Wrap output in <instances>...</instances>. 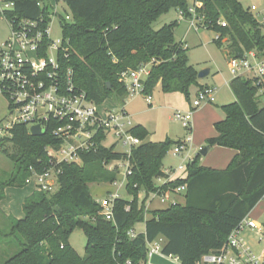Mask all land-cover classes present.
<instances>
[{"label":"trees","instance_id":"trees-1","mask_svg":"<svg viewBox=\"0 0 264 264\" xmlns=\"http://www.w3.org/2000/svg\"><path fill=\"white\" fill-rule=\"evenodd\" d=\"M3 1L13 3L3 11L6 19H42L41 27L49 21L45 0ZM63 1L71 19L61 20L63 44L58 59L62 69H72L76 88L97 105L110 98L124 103L127 92L121 74L141 64H149L144 82L147 93L159 84L162 91L180 92L188 99L191 87L203 88L198 70L188 62L187 47L174 39L178 19L157 30L152 27L172 8L188 17V0ZM196 1L201 3L196 8L203 16L200 27L213 31L219 46L226 38V55L238 58L254 51L264 57L262 24L249 9L238 0ZM256 81L239 75L231 78L235 100L222 106L224 117L214 123L216 135L206 141L209 147L235 150L226 168L201 166L199 152L187 162L184 176L158 183V178L165 177L163 158L180 140L145 141L149 133L134 125L130 132L142 143L126 154L115 151L114 145H103L100 132L96 146L78 153V162L54 163L59 170L54 191L35 189L23 200L22 218L8 215L9 231L0 230V238L11 236L9 242L18 250L0 264H125L127 260L147 264L148 243L158 237L164 238L162 252L177 256L182 264H194L202 254L220 248L264 197V102L257 94L261 85ZM60 143L49 128L34 136L25 124L13 125L0 138V151L14 164L12 172L0 180V200L5 188L23 187L33 172L51 167L46 147ZM119 160L128 161L125 183L132 198L116 197L112 218L106 219L89 185L114 182L117 170L107 169L105 163ZM179 185L185 186L183 203L146 211L144 199L139 200L141 192L174 191ZM141 222L144 231L131 236L129 231ZM76 228L86 238L82 255L69 242Z\"/></svg>","mask_w":264,"mask_h":264},{"label":"built area","instance_id":"built-area-1","mask_svg":"<svg viewBox=\"0 0 264 264\" xmlns=\"http://www.w3.org/2000/svg\"><path fill=\"white\" fill-rule=\"evenodd\" d=\"M3 2L5 7L0 8V16L8 23L10 35L5 41L0 42V94L8 100L9 117L0 125V138L7 135L13 125L23 123L28 131L32 125H40L44 132L49 128L50 133L61 140L57 147H46V152L51 158V167L42 173L33 172L26 178L25 183L33 184L37 190L54 191L59 172L55 169L54 163L78 162V153L96 146V136L100 132L104 134V138L109 132H113L116 140L112 145L120 142L126 148V154L130 153L132 147L142 143L140 138L130 132L134 125L123 107L99 110V106L74 85L72 69H62L58 54L63 39L53 41L49 37V22L55 13L50 0H45L48 4L49 21L44 27L40 25L42 19H6L3 11L12 8L13 3ZM200 6V2L193 0L188 7L190 14L188 18L196 28L200 27L203 21V16L196 11ZM250 9L253 10L255 7L251 6ZM178 13L179 18L185 17L181 10H178ZM65 18L71 19L68 15ZM220 24L225 26L224 21H220ZM45 38L48 39L46 43ZM228 65L233 76H246L250 73V78L255 77L257 84L261 85L259 91H264V60H260L254 51H249L238 58L229 57ZM148 74L149 64H141L135 69L122 72L121 80L126 88V98L141 94L147 101H152L151 95L145 91L144 82ZM212 92V87L209 86L199 90L191 102L192 108L196 109L203 103H212L214 101ZM192 116V111L174 113V117L187 129L191 128ZM189 142L188 139L175 144L173 153L179 154ZM124 167L126 176L130 173L126 160ZM182 169V164L176 168H164L165 177L158 178V182L164 183L173 179L175 172ZM184 191L185 186L179 185L174 191L153 192V195H159L164 200L168 199L171 193L183 194ZM116 197L118 194L112 193L97 200L101 214L106 219L112 218L113 200ZM259 227L260 224L255 219L245 216L230 231L220 248L202 254L194 264H264L242 234L244 229ZM129 234L134 236L135 233L130 230ZM163 243V237L148 243L146 263L148 264L150 256L156 253L176 264H182L177 256L162 252ZM125 264L131 262L127 260Z\"/></svg>","mask_w":264,"mask_h":264},{"label":"rangeland","instance_id":"rangeland-1","mask_svg":"<svg viewBox=\"0 0 264 264\" xmlns=\"http://www.w3.org/2000/svg\"><path fill=\"white\" fill-rule=\"evenodd\" d=\"M238 1L244 8L249 9L254 17L262 24L261 29L264 33V0ZM50 2L54 6L55 13L49 22V37L51 40L56 41L57 39L63 38L61 20H66V15L71 18V13L63 0H50ZM188 3L190 6V4L193 3V0H188ZM251 6H254L255 9L251 10ZM2 7H5V3L0 0V8ZM178 14V9L172 8L168 12L159 16L152 23V27L157 30L164 24L169 23L174 19H178V24L173 32L174 39L176 41L184 42L187 47L188 62L198 71L205 68L209 69V73L200 80L201 83H206L209 87H212L214 101L212 103H203L201 106L193 109L191 104L192 100L197 92L208 87L207 85H202L203 88L198 87L197 91L196 87H191L190 95L187 99L180 92H164L160 85L157 84L149 93L152 97L151 102L147 101L143 95L140 94L127 97L124 103H119L113 98H110L98 105L99 110L103 111L110 108L123 107L131 123L133 125L144 127L149 133L145 138V141L158 142L167 138L172 141L189 139L190 142L188 143V146L179 154L173 153L174 146H172L163 158L164 167L171 166L172 168H176L180 164L183 165L182 170L175 172L174 175H177V177L185 174L187 162L199 153L201 148L207 145V139L216 135L214 123L224 117L222 106L234 100L232 91L229 88V81L233 77V73L228 65L229 57L225 54V43H222L220 46L217 45L214 40L216 34L213 31L204 27L196 28L188 17L179 18ZM9 35L10 27L6 20L0 16V42L5 41ZM259 59L264 60V57H260ZM250 60L253 61L251 58ZM247 75H250V73H247ZM257 94L260 95V101L263 103L264 95L261 91H258ZM177 111L182 113L188 111L193 112L190 129L185 128L181 121L174 117V113ZM8 117V100L5 96L0 94V125L4 123ZM115 140L116 138L113 132H109L104 138L102 144L110 146ZM216 146L217 145H213L212 150L210 149L207 151L205 155L199 153V164L201 166L210 167V165L215 162L212 158L216 157ZM7 148L9 149V152L13 151L11 146H7ZM114 150L125 152L126 148L120 142H117L114 145ZM229 161H227L223 169L226 168ZM124 165V160L105 163L107 169L117 170L116 182L90 184L89 191L95 200L112 193L118 194V196L123 199L132 198L126 191ZM13 168V162L8 156L0 151V180H4L7 175L12 172ZM32 185L33 184H26L23 187H9L10 194L14 193V191L18 192L17 194L14 193L13 196L15 204L12 213L0 211V230L3 233H8L9 231L8 215L14 217L17 214L18 209L20 214H23L22 197ZM138 196L139 200L144 199V203L145 199L148 197L146 204L149 208H164L172 201L178 200L176 202H182L184 200L182 193H171L169 198L164 200H162L159 195L154 196L153 192L149 193V195L141 192ZM248 216L255 219L260 224V227L255 229H244L242 234L257 256L264 261V198L252 208ZM10 239L11 236L8 235L0 238V262H2L8 255L18 250L17 245L10 244ZM69 242L80 255L84 253L86 238L81 229L76 228L72 231L69 237Z\"/></svg>","mask_w":264,"mask_h":264},{"label":"crops","instance_id":"crops-1","mask_svg":"<svg viewBox=\"0 0 264 264\" xmlns=\"http://www.w3.org/2000/svg\"><path fill=\"white\" fill-rule=\"evenodd\" d=\"M222 43H225L226 44V38H223L222 39ZM225 51H226V49H225ZM228 57H230L229 55H227ZM247 76V77H246ZM246 76H242V77H245V78H250V75H247L246 74ZM198 81H199V83L201 84V85H207V86H209L208 84H206V83H201V80L200 79H198ZM197 88L198 87H196V91H197ZM230 88V87H229ZM231 90V89H230ZM233 94V93H232ZM234 96V95H233ZM234 100H235V97H234ZM233 100V101H234ZM232 101V102H233ZM231 103V102H230ZM262 104V103H261ZM216 149H215V155H216V157H214V158H212L215 162L213 163V164H211L210 165V167L212 168H214V169H223V167H224V165L227 163V161H229L230 159H231V157H233L234 156V154H235V150H233V149H231V148H226V147H222V146H216L215 147ZM212 150V146L211 147H209V150ZM208 150V151H209ZM229 163V162H228ZM164 167V166H163ZM169 167V166H168ZM171 167V166H170ZM164 168H167V167H164ZM181 176H184V175H181ZM175 177H177V175H174L173 176V178H175ZM27 188H28V186H27ZM9 190H10V188L9 187H7V188H5V190H4V198L2 199V200H0V210L2 211V212H5V213H12V210L14 209V199H13V196H14V193L15 194H17V192L18 191H14V193H9ZM28 191L26 192V193H24L23 194V197H22V199L24 200L25 199V197H27L28 195H30L34 190H35V187H34V185H32V186H30L28 189H27ZM18 194H20V193H18ZM19 196H21V195H19ZM147 199H148V197L145 199V209H146V211H150V210H153V209H157V208H149V207H147V204H146V202H147ZM23 200H22V203H23ZM176 201H178V200H176ZM184 202V200L182 201V202H180V203H183ZM19 208V207H18ZM18 212H17V214L14 216L15 218H22L23 217V214H20V211H19V209L17 210ZM146 215V218H148L149 217V214L148 213H146L145 214ZM133 231H134V233H138V232H142V231H144V223L143 222H141V223H138L137 225L135 224V226H134V228H133Z\"/></svg>","mask_w":264,"mask_h":264},{"label":"water","instance_id":"water-1","mask_svg":"<svg viewBox=\"0 0 264 264\" xmlns=\"http://www.w3.org/2000/svg\"><path fill=\"white\" fill-rule=\"evenodd\" d=\"M209 73V69H201L197 73V78L201 79L205 77ZM29 133L34 136H41L45 132L44 130L40 127V125H32L29 127ZM209 150V146H204L199 150L200 154L205 155L207 151ZM148 264H176L173 261L159 255V254H152L149 258Z\"/></svg>","mask_w":264,"mask_h":264}]
</instances>
